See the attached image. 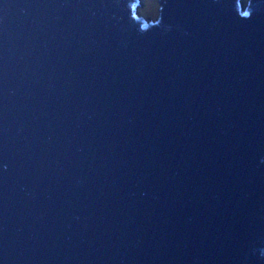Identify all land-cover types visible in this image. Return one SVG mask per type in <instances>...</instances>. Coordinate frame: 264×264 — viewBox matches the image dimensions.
Instances as JSON below:
<instances>
[{"label":"water","instance_id":"95a60500","mask_svg":"<svg viewBox=\"0 0 264 264\" xmlns=\"http://www.w3.org/2000/svg\"><path fill=\"white\" fill-rule=\"evenodd\" d=\"M0 0V264H264V0Z\"/></svg>","mask_w":264,"mask_h":264},{"label":"rangeland","instance_id":"374dc122","mask_svg":"<svg viewBox=\"0 0 264 264\" xmlns=\"http://www.w3.org/2000/svg\"><path fill=\"white\" fill-rule=\"evenodd\" d=\"M244 6L248 4V0H243ZM159 1L158 0H141V7L139 8L140 15L146 19H156L159 16Z\"/></svg>","mask_w":264,"mask_h":264}]
</instances>
